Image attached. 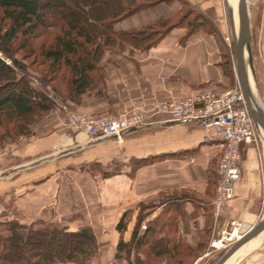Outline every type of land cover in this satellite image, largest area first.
I'll return each instance as SVG.
<instances>
[{
  "label": "crops",
  "instance_id": "1",
  "mask_svg": "<svg viewBox=\"0 0 264 264\" xmlns=\"http://www.w3.org/2000/svg\"><path fill=\"white\" fill-rule=\"evenodd\" d=\"M173 2L141 12L116 28L133 30L168 17L173 14ZM185 2L208 14L215 33L197 32L183 45L188 29L177 28L157 47L137 52L132 59L122 58L125 73L130 68L137 71L134 81L138 82L132 95L125 85V102L182 100L196 90L223 92L230 85L232 76L223 63V38L231 25L225 0ZM250 2L252 40L256 38L264 96V0ZM149 66L156 68L155 75L148 71ZM121 142L79 140L60 152L52 151V140L37 142L28 150L36 159L0 174V220L24 226L56 223L73 232L91 228L100 248L88 264H131L126 256L117 259L121 239L117 226L124 214L131 215L127 243L138 209L151 203L147 211L155 219L170 209L169 224L178 240L201 243L208 249L213 239L212 201L219 180L220 146L205 143L203 130L193 123L158 122L125 135ZM260 148V143L240 145L242 180L224 213L225 223L238 220L256 225L264 217V151ZM113 163L125 167L109 177L87 168L91 164L107 168ZM263 240L264 233L235 264H264ZM222 254L206 258L205 264H217Z\"/></svg>",
  "mask_w": 264,
  "mask_h": 264
},
{
  "label": "trees",
  "instance_id": "2",
  "mask_svg": "<svg viewBox=\"0 0 264 264\" xmlns=\"http://www.w3.org/2000/svg\"><path fill=\"white\" fill-rule=\"evenodd\" d=\"M170 1L0 0V86L5 84L9 89L6 94L0 93V128L5 120L22 122L38 112L48 113L51 105L56 106L57 102L66 109L69 99L73 101L87 93L93 94L98 84L103 87L96 97L106 100L105 104L112 109L119 103V96L110 95L106 90L108 80L100 65L105 51L115 46L123 50L126 44L132 45L134 50L149 51L177 28L190 30L181 41L183 45L199 29L215 32L212 22L202 13L186 27L182 24L189 14L179 24L170 25L171 19L162 18L138 30H116L119 23ZM50 12H57L60 21L49 18ZM156 26L165 32L153 31ZM139 37H145L141 42L146 45L140 44ZM19 53H23L24 60L48 66L49 77L61 78L67 83L68 96L59 94L57 88L48 93L31 86L25 75L26 66L16 56ZM225 65L232 75L231 64L226 62ZM126 218L124 214L117 226L119 233L126 230ZM154 233L155 229L148 228L138 244L145 246L149 234ZM126 246L123 241L119 243L118 260L124 258L122 253ZM181 246V242L176 241L171 249L157 256L173 252L180 257ZM99 248L91 228L73 232L56 223L41 227L24 226L15 221L0 224V264H88ZM187 251L189 256L198 258L195 248L189 247Z\"/></svg>",
  "mask_w": 264,
  "mask_h": 264
},
{
  "label": "rangeland",
  "instance_id": "3",
  "mask_svg": "<svg viewBox=\"0 0 264 264\" xmlns=\"http://www.w3.org/2000/svg\"><path fill=\"white\" fill-rule=\"evenodd\" d=\"M173 1L165 3L168 5L171 2L173 3L176 2L174 5L175 7L172 6L173 10L171 11H173V14L171 13L170 16L163 17V19H171L170 25L179 24L180 22H182V18H184V16L189 14L190 16L188 17V19L184 21L182 24L186 27L190 23L194 22L196 15H198L199 13L203 14V12L198 8L188 5L185 2V0H173ZM48 15L49 18H51L53 21H60L61 19L60 16L57 14V12H50V14ZM204 15H206V18L210 22H212L208 14H204ZM228 18H229V14H228ZM160 19H162V17L157 18L155 22H157ZM144 26H148V25H144ZM212 26H213L212 30L215 29L213 23ZM0 28H1V23H0ZM140 28H136L133 30H138ZM116 30L125 31V30H121L120 28H116ZM133 30H128V31H133ZM152 30L155 32L159 31L158 33L160 34L165 32L163 28L157 26L153 27ZM188 31L190 32V30ZM189 32L187 33V35L190 34ZM198 32H204L209 34L215 33L214 31H212V33L207 32L205 29L204 30L199 29ZM150 34L151 32L147 35ZM143 38L145 37H139L138 40L140 41L141 45H146V43L141 42V40H144ZM227 38H230L229 42L227 41ZM223 40L226 45V51L224 52L227 55L223 63L225 64L226 62L230 63L231 64L230 66L232 68V75H231L232 77L230 80L231 83L228 86V88L225 91H223L226 92L229 90L239 88V83L235 71V52H234V42H233L231 25H230L229 33L225 34ZM255 43H256V38L253 37L252 56H253L254 83H255L257 99L259 100V102L261 101L262 107L264 108V96L261 93L262 82H260L259 80V77H261V75L257 62L258 49H256ZM123 46H124L123 50H120L119 46L118 47L115 46L114 48H111L109 51L107 52L105 51L103 58L100 62V65L104 67L103 73L106 74V78L108 80V87L106 90L110 95L113 93L118 94L119 103L115 104V106L112 107V109H110L111 107L105 104L106 100L96 97V94L99 92L100 88L103 87L101 84L100 85L98 84L99 87L98 85L96 86V90L94 91L93 94L87 93L86 95H83L80 98L73 99V101H69L70 100L69 99L66 110L63 106L60 105V103L57 102L56 106H53V104L51 105L50 111L48 113L38 112L33 116L24 119V121L22 122L21 121L17 122L15 120H5L3 127L0 128V155H2V157H0L1 160L0 174L3 172V170L9 169L14 165H20L25 163L27 164L33 161L34 159H36L32 156L30 152H28V150H30V148L39 141L52 140L53 152L65 146L68 147V145H71L68 144L67 141H65L66 138H71V137L73 138V136H75V133H73L68 128V113H86L93 116L117 117L120 115H125L126 113L130 112L135 104L140 103L138 102L139 100L134 103L135 101L134 99L125 102L126 99L125 97L128 96V94L125 93V85L129 88L130 95H132L133 94L132 89L138 86V82L134 81L135 74L137 73V71L134 72V70L130 68L128 72L125 73V60L123 59H125V56L132 59L135 53L146 52V51L137 50V49L134 50L132 45L130 44L128 45L126 44ZM16 56L26 66L27 71L25 75L27 76V79L30 81L31 86L39 90L43 89L48 93H52V91L54 90L53 88H57L59 94H61L62 96H68L67 83L63 82L61 78L54 79L52 77H49L48 66H40V64L33 63V60H24L23 53H19ZM155 69H152L149 66L148 71L151 73V75L153 74L155 75L156 74L155 73L156 71H154ZM19 78H21L20 75ZM157 79L160 82H163V80H165V78H161V79L157 78ZM38 81L40 85L38 84ZM205 90H213V89H205ZM8 91L9 89L7 88V85L3 84L0 86L1 94H6ZM201 91L204 90H196L192 94ZM260 147H261L260 148L261 151L263 152L264 138L261 139ZM124 167L125 166L122 165V163H113L110 167L107 168L99 164H91L87 166L89 171H92L93 173L96 174H100L103 177H109L110 175L120 173L122 169H124ZM83 169H86V167H83ZM151 205L152 204L149 203L147 205L141 206L138 209V213L133 220L134 225L132 230V236L127 243H125V232L129 227V222L132 221L131 215L127 216L124 222V225H126V230L123 233H120V237H121L120 242L123 241L127 245L126 250L124 249L122 255L124 257L126 256L131 263L133 264H195V262L198 261L197 259L204 257V255L208 253V249H206L204 245L203 247H201L202 245L201 243L191 244L184 240L183 241L178 240L176 238V234H177L176 230L172 228L171 225L169 224L170 209L165 210V213H163L164 215L162 217L155 219L153 218L152 212L147 211L152 207ZM212 222L214 225L213 217H212ZM7 223L9 222L4 223L3 221L0 220V224H7ZM58 226L62 227L61 225ZM37 227H41V226H37ZM148 228H151L152 230L155 229L156 233L149 234L146 240V245L140 246V244H138V239L145 235ZM8 234L9 232L6 233L7 236ZM170 240L173 241L171 242ZM176 241L181 242L182 245L181 246L182 253L180 257L175 256L173 252L169 253V255L163 254L160 257L157 256L161 251L171 249V247H173ZM189 247L195 248V251L198 254V258L196 257L194 258L188 255L187 249ZM201 255L203 256L201 257ZM213 255L214 254H212L209 258L211 259ZM67 264H76V263H67Z\"/></svg>",
  "mask_w": 264,
  "mask_h": 264
},
{
  "label": "built area",
  "instance_id": "4",
  "mask_svg": "<svg viewBox=\"0 0 264 264\" xmlns=\"http://www.w3.org/2000/svg\"><path fill=\"white\" fill-rule=\"evenodd\" d=\"M158 122L196 124L204 132V142L217 144L222 150L219 180L212 201L213 239L208 253L195 262L205 264L204 259L215 253H225L255 226L238 220L225 223L224 213L235 197V186L242 180L240 145L258 146L260 132L241 89L237 88L226 92L204 90L182 100L140 102L130 112L117 117L68 113V128L75 136L66 139L71 145L79 142L80 137L89 142L101 139L121 142L125 135ZM64 148L66 146L60 149Z\"/></svg>",
  "mask_w": 264,
  "mask_h": 264
},
{
  "label": "water",
  "instance_id": "5",
  "mask_svg": "<svg viewBox=\"0 0 264 264\" xmlns=\"http://www.w3.org/2000/svg\"><path fill=\"white\" fill-rule=\"evenodd\" d=\"M227 7V0H225ZM231 24L234 52L235 71L247 104L249 113L258 127L264 132V108L254 95L250 82V74L254 79L253 56H252V33H251V2L250 0H239L238 6V33L232 16L229 13ZM264 233V217L254 226L244 238L236 242L219 259L217 264H226L241 248Z\"/></svg>",
  "mask_w": 264,
  "mask_h": 264
},
{
  "label": "bare ground",
  "instance_id": "6",
  "mask_svg": "<svg viewBox=\"0 0 264 264\" xmlns=\"http://www.w3.org/2000/svg\"><path fill=\"white\" fill-rule=\"evenodd\" d=\"M238 6H239V0H227V10H228V14L230 13L231 16H232L233 22H234L235 25H236V32H237V33H238ZM249 76H250L251 87H252V89H253L254 95H255L256 98H257L254 79H253V77H252L251 74H250ZM257 100H258V99H257ZM258 101H259V100H258ZM259 103L261 104V102H259ZM261 105H262V104H261ZM259 132H260V137H261V139L264 138V132H263L261 129L259 130ZM122 140H123V139H122ZM122 140H121V141H122ZM66 141L68 142V141H70V140H67V139H66ZM80 141H82L81 143H83L84 138H83V137H80ZM78 144H80V143H78ZM68 148H71V147H66V148H64V149H68ZM73 148H74V147H73ZM64 149H59V150H57L56 152H60V151H62V150H64ZM261 235H262V234H261ZM261 235H260V236H261ZM260 236H259V237H260ZM259 237H257V238H259ZM257 238H256V239H257ZM254 240H255V239H254ZM254 240H253V241H254ZM253 241H251L250 243H248L247 245H245L243 248H241V249L238 251V252L240 253L241 250L244 249V251L240 254L239 257H238L239 253L237 252V253L234 255V257L232 258V260L229 261V262L226 263V264H232V263L234 262V260H235L237 257H238V258L235 260L234 264L237 262V260H240L246 252H249V250L252 249Z\"/></svg>",
  "mask_w": 264,
  "mask_h": 264
}]
</instances>
